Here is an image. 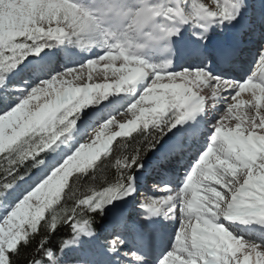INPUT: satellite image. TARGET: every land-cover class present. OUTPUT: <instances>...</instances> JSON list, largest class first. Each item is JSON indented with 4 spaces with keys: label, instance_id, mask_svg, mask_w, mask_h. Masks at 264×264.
<instances>
[{
    "label": "snow or ice",
    "instance_id": "snow-or-ice-1",
    "mask_svg": "<svg viewBox=\"0 0 264 264\" xmlns=\"http://www.w3.org/2000/svg\"><path fill=\"white\" fill-rule=\"evenodd\" d=\"M248 10L247 0H0V264H148L125 206L136 200L145 219L179 218L154 264H264V243L220 222L264 226V12L257 26ZM217 31L225 38L212 44ZM64 42L99 52L59 72L32 67L30 55ZM138 85L113 115L112 94ZM193 145L178 186L138 192L149 153L163 170ZM100 217L103 244L85 248ZM62 226L70 233L50 243Z\"/></svg>",
    "mask_w": 264,
    "mask_h": 264
},
{
    "label": "rangeland",
    "instance_id": "rangeland-1",
    "mask_svg": "<svg viewBox=\"0 0 264 264\" xmlns=\"http://www.w3.org/2000/svg\"><path fill=\"white\" fill-rule=\"evenodd\" d=\"M85 2H87V0H85ZM248 2V16L250 20L253 21L255 18L256 10L258 8V0H248ZM185 29H187V34L185 35L184 39L187 40L194 29L188 25L185 26ZM215 34L221 33L217 31ZM178 40H180V37H173L172 48L174 51L176 50V41ZM98 52L99 50L95 47L86 49L78 47L75 44L64 42L62 44H57L51 48H46L38 55H30L28 59L34 62L41 60V63L39 65H32V67L39 68L42 71L54 70L55 72H59L63 71L66 67H74L78 64L83 63L85 59L91 58L93 54H98ZM163 55V53H157L156 56H154L152 59L159 62V59L162 58ZM245 57L250 59L249 56ZM174 60L175 57H173V61ZM177 63L181 64V62L179 61H177ZM179 64L174 65V67H178ZM248 67L251 66L248 65ZM142 87V85H138L135 92L130 91L127 93L112 94L115 99L120 101L119 105H116L112 109H109L110 111H112V114H116L114 110L116 107H118L121 111L124 107H127V105L130 104L132 100H134L140 94ZM223 106L224 105L222 103L218 105L221 110L223 109ZM198 119L201 118L198 117ZM208 119L209 121H211L212 117H208ZM204 128L205 131L210 134L211 129L207 126H204ZM199 143L206 144V140H200ZM197 146L198 145H193L191 150L184 156L183 159H177L170 162L169 164L164 166L163 170L154 168L152 166L154 157L147 160L145 162V167L137 173L138 192H145L149 195L160 196L163 195V193L155 192L152 189L153 184L159 183L163 185L165 183L171 182L174 186H178L179 181H181L185 177L189 159L195 153V149ZM200 150L202 151L203 148H201ZM129 199L131 200V198ZM125 206L129 209L130 219L133 222H136L139 227L145 230V235L149 243V247L142 250V254H146L148 264H154L155 256L159 253V251H162L166 246L170 244V238L177 230L179 224L178 215L172 216L170 214L169 216H165L164 214H160L157 216H150L148 219H145V216H147L148 214L139 207V200H136L134 204H128ZM2 211L3 209H0V212ZM220 222L222 223V226H225L228 230L233 231L234 235H236L238 238H242L246 241H254L256 243H264V239L255 237V235L249 231L250 227L248 223L239 220H229L224 217L220 218ZM80 239L85 242V248L94 247L96 245L103 244L104 234L102 231V233L99 235V238L96 241H92L91 243H89V241L91 240V238L89 237L82 236Z\"/></svg>",
    "mask_w": 264,
    "mask_h": 264
},
{
    "label": "trees",
    "instance_id": "trees-1",
    "mask_svg": "<svg viewBox=\"0 0 264 264\" xmlns=\"http://www.w3.org/2000/svg\"><path fill=\"white\" fill-rule=\"evenodd\" d=\"M152 157V154L149 153L145 159H144V163L150 159ZM87 180V178H85ZM107 222V218L106 217H100L99 220L97 221L96 224V229H97V236L99 237V235L102 233L103 229H104V225ZM248 225L250 227V231L251 233L255 234L256 237H259L260 239H264V226L261 225H257L254 221H249ZM70 233V230L67 228V226H62V228L59 230L58 235L54 236V238L52 240H50V243L55 244L57 242V240L59 239V237L68 235Z\"/></svg>",
    "mask_w": 264,
    "mask_h": 264
},
{
    "label": "bare ground",
    "instance_id": "bare-ground-1",
    "mask_svg": "<svg viewBox=\"0 0 264 264\" xmlns=\"http://www.w3.org/2000/svg\"><path fill=\"white\" fill-rule=\"evenodd\" d=\"M247 2H248V0H247ZM248 4H249V2H248ZM263 4H264V0H258V8H257L256 13H255V18L253 21L251 20L252 22L256 23L257 26H259V18H260L259 10ZM247 15H249V10H248ZM211 35H216L218 38L222 39V41L225 38L224 35H221V34L209 33V36H211ZM250 59H251V57H250ZM250 59H248L246 57L245 62L243 64L244 69H250V67H248V65L251 66V60ZM175 60H177V59L175 58ZM175 60L173 61V66L178 64L177 61H175ZM40 63H41V60H38V61H35L33 65L37 66V64L39 65ZM245 74H246L245 71H239V72L235 73V76H236V78H242Z\"/></svg>",
    "mask_w": 264,
    "mask_h": 264
}]
</instances>
